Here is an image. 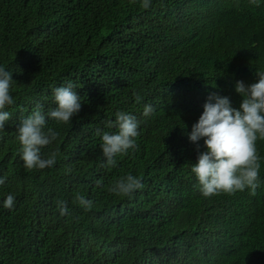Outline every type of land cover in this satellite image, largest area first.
Masks as SVG:
<instances>
[{
	"label": "trees",
	"instance_id": "16d2710c",
	"mask_svg": "<svg viewBox=\"0 0 264 264\" xmlns=\"http://www.w3.org/2000/svg\"><path fill=\"white\" fill-rule=\"evenodd\" d=\"M141 5L0 0V67L12 74L14 100L0 129V264H264V140L255 196L245 189L205 198L191 168L207 149L189 139L210 95L239 109L236 83L250 86L264 72V0ZM68 82L82 108L58 123L47 113L57 107L54 89ZM37 103L45 131L59 134L42 157L57 158L29 170L18 126ZM146 104L154 109L147 117ZM117 112L135 116L139 134L135 150L106 166L102 134L118 132L109 127ZM128 174L143 187L109 192ZM59 201H67L65 215Z\"/></svg>",
	"mask_w": 264,
	"mask_h": 264
},
{
	"label": "clouds",
	"instance_id": "9594fccd",
	"mask_svg": "<svg viewBox=\"0 0 264 264\" xmlns=\"http://www.w3.org/2000/svg\"><path fill=\"white\" fill-rule=\"evenodd\" d=\"M257 4V0H250ZM144 9L150 7V0H142ZM258 82L245 86L242 81L236 83V91L243 100L239 109L232 107L228 97L213 94L204 105V112L198 122L192 126L189 139L192 142L204 140L206 151L198 156V162L193 164L191 171L199 183V190L207 198L220 193L235 194L250 189V195L255 196L260 175L261 157L257 152V140H264V72H256ZM12 74L0 67V129L4 128L10 114L4 111L6 106L14 103L10 95ZM74 85L68 82L66 86L54 89V99L57 107L50 110L47 116L58 123H68L81 111L82 104ZM137 104L143 97L133 92ZM214 101V102H213ZM154 111L151 104L143 109L144 116H150ZM46 118L43 107L37 103L31 114L22 120L18 126L17 139L21 144V159L26 169H40L55 165L57 154L52 152L48 158H43L41 149L50 145L58 137V133L48 128L45 131ZM117 127L118 132L102 134V152L106 158V166H115L118 154H126L129 149L135 150V138L138 136V122L135 116L125 112H117L115 124L109 122V127ZM100 135V132H97ZM4 179H0V184ZM97 187L101 181H97ZM140 178L128 174L121 177L108 189L116 195L129 196L135 190L142 188ZM78 202L85 210H90L92 201L83 196H77ZM14 197L8 195L4 207L11 209ZM61 215L67 213V201H59Z\"/></svg>",
	"mask_w": 264,
	"mask_h": 264
}]
</instances>
